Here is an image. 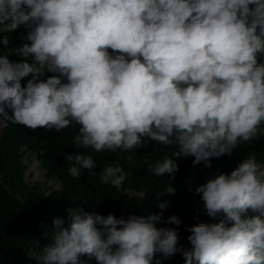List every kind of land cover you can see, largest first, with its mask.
Segmentation results:
<instances>
[{"label": "clouds", "instance_id": "obj_1", "mask_svg": "<svg viewBox=\"0 0 264 264\" xmlns=\"http://www.w3.org/2000/svg\"><path fill=\"white\" fill-rule=\"evenodd\" d=\"M20 28L22 41L11 47ZM0 44L7 50L0 54L1 127L9 126L4 118L29 133L79 124L64 153L74 178L96 173L92 155L74 153L80 148L110 155L147 141L171 146L151 172L175 178L173 157L210 168L211 158L264 136V0H0ZM12 53L22 59L10 60ZM115 165L97 174L119 187L127 173ZM175 191L167 184L157 198ZM195 193L217 222L193 224L190 248L179 241L181 218L165 220V200L160 212L119 218L67 210L54 217L49 242L27 257L162 264L181 253L186 264H264L262 163L247 157ZM161 221L177 227H158Z\"/></svg>", "mask_w": 264, "mask_h": 264}, {"label": "trees", "instance_id": "obj_2", "mask_svg": "<svg viewBox=\"0 0 264 264\" xmlns=\"http://www.w3.org/2000/svg\"><path fill=\"white\" fill-rule=\"evenodd\" d=\"M21 28L24 29V36H27V29ZM21 28L10 34L11 47L19 46L18 41H22ZM6 51L0 44V54ZM9 59L18 61L22 58L12 53ZM50 75L53 73H46L43 78ZM26 82L23 79L22 85ZM9 112L11 114V110ZM4 119L9 126L0 127V264H36L27 257L28 251H39L49 242L54 217H67V210L80 206L87 211L95 210L102 215L112 213L119 218L133 213L143 215L148 211L160 212L158 201H169L164 218L166 220L174 214L181 218L179 241L184 248H190L188 236L193 224L201 221L217 222L206 215L204 202L200 194L195 193V188L205 183L210 175L230 172L247 157L254 158L264 166V136H261L241 142L231 155L211 158L210 168L204 162L194 165V157L191 156L173 157L179 166L175 178L169 174L158 177L151 172L152 166L165 155H171L173 149L155 141H147L136 149H121V152L110 155L109 152H97L91 147L76 149L74 153L92 155L97 166L93 169L96 173L91 175L84 169L78 178H74L64 162V153L68 145H74L73 137L79 131V124L75 125V129L68 127L59 131L38 127L36 132L29 133L20 128L21 124ZM32 154H37L38 162L45 171L41 181L30 182L25 178L28 164L24 163V159L28 158L27 161L31 162ZM113 164L122 166L127 173L119 187L103 182L97 174L101 167L104 174L105 168ZM51 180L58 181L60 186L51 187ZM167 184L175 187V193H165L157 198L161 188ZM130 190L142 193L131 194ZM157 226L177 227L163 221ZM81 259L88 258L83 256ZM89 264H96V261L92 259ZM162 264H186V261L181 253H177L170 258H162Z\"/></svg>", "mask_w": 264, "mask_h": 264}, {"label": "rangeland", "instance_id": "obj_3", "mask_svg": "<svg viewBox=\"0 0 264 264\" xmlns=\"http://www.w3.org/2000/svg\"><path fill=\"white\" fill-rule=\"evenodd\" d=\"M2 126V122L0 121V127ZM24 163L28 164V169L25 172V178L26 180L30 181V182H37V181H41L43 179V172L40 169L38 162L36 160L35 157H33L32 162L27 161V159H24ZM261 166V165H260ZM261 168H263L261 166ZM49 185L51 187H59V183L57 181H49ZM132 194H137L138 192L136 191H129Z\"/></svg>", "mask_w": 264, "mask_h": 264}]
</instances>
